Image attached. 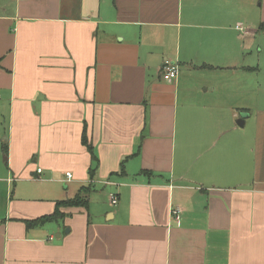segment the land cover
Returning <instances> with one entry per match:
<instances>
[{
	"label": "crops",
	"instance_id": "crops-1",
	"mask_svg": "<svg viewBox=\"0 0 264 264\" xmlns=\"http://www.w3.org/2000/svg\"><path fill=\"white\" fill-rule=\"evenodd\" d=\"M261 24L264 0H0V264H264Z\"/></svg>",
	"mask_w": 264,
	"mask_h": 264
},
{
	"label": "rangeland",
	"instance_id": "rangeland-1",
	"mask_svg": "<svg viewBox=\"0 0 264 264\" xmlns=\"http://www.w3.org/2000/svg\"><path fill=\"white\" fill-rule=\"evenodd\" d=\"M257 29L254 33L251 31L249 34L252 39L249 41L247 37L241 41V43L246 44L244 52L241 55H245L244 64L249 66L248 76L254 81V87L252 93H254V98L250 95V100H246L243 103L249 106H257L262 104L263 101H259L260 95H264V31L258 30L257 27H251ZM250 28V30H252ZM242 57V56H241ZM240 64H243L242 58H240ZM223 75H228L224 73ZM239 75H243L239 73ZM251 93V89H250ZM253 102H252V101ZM240 114V113H239Z\"/></svg>",
	"mask_w": 264,
	"mask_h": 264
},
{
	"label": "trees",
	"instance_id": "trees-1",
	"mask_svg": "<svg viewBox=\"0 0 264 264\" xmlns=\"http://www.w3.org/2000/svg\"><path fill=\"white\" fill-rule=\"evenodd\" d=\"M263 25L261 24L260 30H263ZM82 142L83 144L87 147V149L91 153L92 161L95 162L96 164V157L93 153L92 146L88 143L87 139V134H86V126L83 129L82 133ZM93 170H90L89 174L92 176ZM92 185L88 184L86 186H83L80 188L79 192L73 196L72 198H68L65 200H60L56 202L55 209L53 210L52 213L42 215L33 219H25L23 220L27 228H31L40 224H43L47 221L51 220H57L59 218H63L65 216V213L61 211V208H66V207H83L87 208L89 200H88V195L89 191L91 190Z\"/></svg>",
	"mask_w": 264,
	"mask_h": 264
},
{
	"label": "built area",
	"instance_id": "built-area-1",
	"mask_svg": "<svg viewBox=\"0 0 264 264\" xmlns=\"http://www.w3.org/2000/svg\"><path fill=\"white\" fill-rule=\"evenodd\" d=\"M237 28L239 29V30H243L240 26H237ZM162 77H163V79L164 80H172V79H174L175 77H176V75H177V65H175V64H171V63H169V62H165V64L163 65V67H162ZM41 171V169L40 168H38L37 169V172H40ZM66 174V178H70L71 177V174L69 173V172H67V173H65ZM116 202H117V197L115 196V195H112L111 197H110V203L112 204V205H115L116 204ZM178 209H175V210H173V216H174V218L175 219H178V216H177V214H178Z\"/></svg>",
	"mask_w": 264,
	"mask_h": 264
},
{
	"label": "water",
	"instance_id": "water-1",
	"mask_svg": "<svg viewBox=\"0 0 264 264\" xmlns=\"http://www.w3.org/2000/svg\"><path fill=\"white\" fill-rule=\"evenodd\" d=\"M244 117H245V115L242 113L241 118L238 121H236V123L241 125L243 123V118Z\"/></svg>",
	"mask_w": 264,
	"mask_h": 264
}]
</instances>
